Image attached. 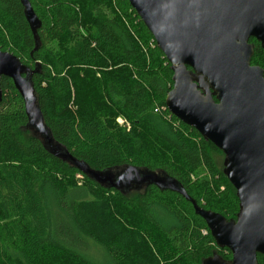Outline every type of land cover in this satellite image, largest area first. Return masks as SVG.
Here are the masks:
<instances>
[{"label":"trees","instance_id":"1","mask_svg":"<svg viewBox=\"0 0 264 264\" xmlns=\"http://www.w3.org/2000/svg\"><path fill=\"white\" fill-rule=\"evenodd\" d=\"M35 39L20 0H0V50L36 68L45 123L97 170L137 166L176 178L204 209L236 218L240 202L220 151L166 105L173 70L128 0H30ZM255 42V40H252ZM264 70V47L251 60ZM0 264H203L218 253L205 220L182 195L155 185L134 196L101 186L45 149L29 129L13 80L1 78ZM58 211L50 213L46 192ZM259 264L264 256L258 255Z\"/></svg>","mask_w":264,"mask_h":264},{"label":"water","instance_id":"2","mask_svg":"<svg viewBox=\"0 0 264 264\" xmlns=\"http://www.w3.org/2000/svg\"><path fill=\"white\" fill-rule=\"evenodd\" d=\"M40 47L42 22L30 0H20ZM165 54L173 74L166 105L224 154L223 172L240 202L236 218L207 210L174 177L137 166L97 170L73 156L53 136L38 103L33 75L13 53L0 50L1 78L13 80L28 117L27 129L47 152L109 189L129 192L155 185L190 201L218 248L203 264H259L264 256V70L251 60L255 38L264 47V0H128Z\"/></svg>","mask_w":264,"mask_h":264},{"label":"rangeland","instance_id":"3","mask_svg":"<svg viewBox=\"0 0 264 264\" xmlns=\"http://www.w3.org/2000/svg\"><path fill=\"white\" fill-rule=\"evenodd\" d=\"M224 157L225 156L223 153L217 154V158H218L222 167H223ZM141 190H143V189H133V190L129 191L128 194H130L131 196H134L137 191H141ZM46 196H47L48 208L50 210V213H52V215L54 217V214H56L55 212L58 211L56 196H55L54 192H50V191L46 192ZM85 252H86V255L90 259H92L94 262H96L97 264H113V262L109 258L106 251L102 247H100L99 245H97L96 243H94L91 240H88L86 242Z\"/></svg>","mask_w":264,"mask_h":264},{"label":"flooded vegetation","instance_id":"4","mask_svg":"<svg viewBox=\"0 0 264 264\" xmlns=\"http://www.w3.org/2000/svg\"><path fill=\"white\" fill-rule=\"evenodd\" d=\"M252 40H255V42L252 41ZM249 42H250V43H253L254 45H255L256 43H259L255 38H251V39L249 40ZM260 44H261V43H260Z\"/></svg>","mask_w":264,"mask_h":264}]
</instances>
